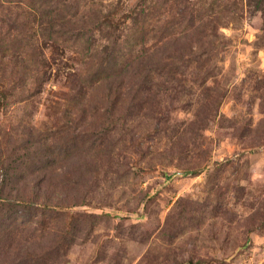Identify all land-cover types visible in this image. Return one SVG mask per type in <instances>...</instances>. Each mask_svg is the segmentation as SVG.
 Wrapping results in <instances>:
<instances>
[{"label":"rangeland","instance_id":"rangeland-1","mask_svg":"<svg viewBox=\"0 0 264 264\" xmlns=\"http://www.w3.org/2000/svg\"><path fill=\"white\" fill-rule=\"evenodd\" d=\"M0 264H264V0H0Z\"/></svg>","mask_w":264,"mask_h":264}]
</instances>
